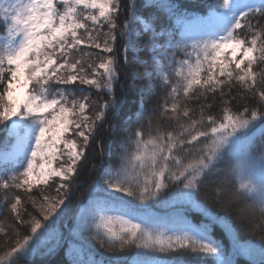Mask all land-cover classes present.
<instances>
[{
  "label": "snow or ice",
  "instance_id": "snow-or-ice-1",
  "mask_svg": "<svg viewBox=\"0 0 264 264\" xmlns=\"http://www.w3.org/2000/svg\"><path fill=\"white\" fill-rule=\"evenodd\" d=\"M120 7V0H0V126L8 134L0 149V163L4 165L0 167V191L5 192L0 207L8 203L10 189L31 193L34 187H48L50 181L59 178L56 196L41 191L40 200L29 197L37 214L29 213L27 220L21 216V197L12 194L10 210L21 225L28 227L29 234L21 238L19 230H15L14 246L0 254V264H18L20 259L36 254L45 243L71 202L70 182L84 148L90 138H95L97 125L104 121L107 111L119 109L114 89L119 79L115 55H108L95 67L89 65L91 78L81 60L70 62L73 51L84 46L86 40L94 42L92 46L102 52L113 53L118 27L119 35L126 41L125 62L131 50L144 67L146 83L141 95L154 87V77L158 78L174 101L170 107L165 104L163 111H171L176 124L168 131L157 127L155 134L149 128L147 138L137 128L132 133L133 150L127 153L121 168L114 174L106 171V189L146 203L174 181L182 185L178 194L192 197L217 164L229 156V175L235 180L231 200L247 202L241 211L258 206L264 218V112L259 108L233 111L224 107L217 118L205 115L202 108L198 119H190V110L184 108L181 112L179 104L181 96L188 98L197 90L200 94L219 91L223 96V86L233 80L252 91L257 80L253 67L264 63V29L256 19L264 18V0H259V4L219 0L211 6L207 18L193 22L185 17L190 28L181 41L163 29L158 31L151 18L139 15L135 0H129L130 15L118 26ZM168 7L179 12L174 5ZM254 19L256 24L252 23ZM137 23L143 26L142 31L151 32L147 59L140 57L143 49L132 41V36L140 31L135 28ZM105 25L108 32L101 44L97 30ZM179 53H183V58L177 59ZM77 82L108 94L94 116L86 114L89 105L83 101L88 97L69 99L74 97V90L61 87ZM258 96L264 102V91H259ZM181 116L189 118V122H181ZM73 134L82 138L79 150L77 140L70 138ZM257 136L261 138L259 155L253 151ZM65 156L67 163L57 167V161H63ZM257 164L258 179H254ZM134 208L123 197L89 200L83 206L95 239L112 254L111 264H121L122 255L129 249L134 264H178L174 258L178 252L212 257L215 264H235L234 259L225 257L221 242L208 225L197 226L183 220L166 232L150 226ZM0 233L6 234L3 226ZM261 240L264 255V237ZM88 264L98 262L91 259Z\"/></svg>",
  "mask_w": 264,
  "mask_h": 264
},
{
  "label": "trees",
  "instance_id": "trees-1",
  "mask_svg": "<svg viewBox=\"0 0 264 264\" xmlns=\"http://www.w3.org/2000/svg\"><path fill=\"white\" fill-rule=\"evenodd\" d=\"M151 0H135L137 13L144 18L154 20L157 30H160L164 22L163 15L155 9L150 3ZM120 11L117 14V25L122 26L123 22L130 15L129 0H120ZM204 0L190 1L186 4H180L182 11L186 14L193 13L195 17L202 19L204 15H210V8L206 6ZM157 10V11H156ZM187 16V15H186ZM259 27L264 29V18L257 17ZM256 19L252 20L256 24ZM89 23V22H86ZM242 25L244 21H241ZM90 24V23H89ZM175 29L176 38L181 41V36H185L189 28L186 26L177 27L172 23ZM138 34L132 36L134 45L143 50L140 52V57L149 58L148 38L151 36L150 31H142L139 23L135 25ZM98 41L102 44L104 33L108 32V27L105 25L103 29H98ZM116 41L112 45L114 52L109 54L102 52L101 49H96L94 42L86 40L85 46H80L79 51L74 52L75 59L81 60L85 67L88 76L91 78L92 70L89 65L95 67L102 59L108 55H115L117 58V72L119 79L114 84V89L118 100L120 101L118 111L108 110L103 122L98 123L95 138H90L88 145L84 148V156L76 165V174L70 182V203L64 209L63 215L57 220L52 233L46 238L45 243L41 246L36 254L30 258H22L18 264H74L80 263L82 256L79 253H74L72 246L83 248V251H89L91 255L100 259L104 264H111V253L102 248L99 242L93 235L91 221L87 219L88 213L83 210L89 200H110L113 197H123L126 201H131L135 205L134 210L144 209L157 212L162 215L169 210L178 209L182 213H189L194 224L208 225L211 234L221 242L225 257L234 259L235 264H264V255L261 253V237H264V218L261 217L258 206L251 210L253 217L246 221L234 219V213L237 214V205L239 203L246 204V201H229L230 196L222 193V188L215 185L216 178L221 171L224 172V177L231 188L229 193L235 187V180L229 175V168L232 160L229 156H225L216 168L205 178L199 188L197 194L189 197L185 194H178V190H182V185L178 182L170 181L168 187L161 193L142 203L136 197H128L126 194L117 193L113 190L106 189L105 181L109 179L105 175L106 171L111 170L113 174L119 170L126 160L127 153L133 150L131 145L132 133L140 128L145 132V138L149 128L153 130L159 127L161 130H173L176 121L171 118L173 113L163 111L165 104L170 105L174 102L167 96L168 89L154 77V87L148 89L141 95L140 90L144 88L146 81L143 78L144 67L133 57L131 50L127 53V62L124 59L125 39L119 35V27L116 30ZM243 35L244 32L242 31ZM85 33L81 32V36ZM97 36V32L92 33ZM183 58V53L177 55V59ZM253 72L256 74L257 80L252 91L246 90V87L238 81L233 80L231 83H225L223 86L224 95L220 92L200 94L196 93L190 97L179 98L180 111L184 108L190 110V119H198L200 111L203 108L205 115H214L217 118L221 115V109L230 107L233 111H240L244 107L259 108L264 112V102H261L258 96L259 91H264V63L258 62L253 67ZM139 73L140 78H137ZM221 79H224L221 77ZM83 91L79 94L82 99L88 97L85 103L89 105L86 109V114L94 116L99 111V105L109 98L105 91H97L94 86L82 85ZM229 101L224 104V101ZM211 105V107H207ZM142 114V115H141ZM139 121V123L137 122ZM181 122L188 123L189 118L181 116ZM2 128V126H0ZM0 133V139H1ZM74 134L72 135V137ZM77 140L78 149L82 146V138L74 136ZM261 138L257 136L253 141V151L256 155L260 152ZM259 165L257 164V175L254 179H258ZM218 180V179H215ZM59 179L55 178L50 182L48 187L35 188L31 193L14 190L16 195L21 197L22 219H29V213L37 214V210L33 208L29 202V197L41 199L40 192L43 191L49 196H56L55 191ZM67 183V182H66ZM207 186V189L205 188ZM219 189V190H218ZM108 190V192H106ZM187 190H183L186 192ZM12 200H8L11 204ZM83 205V206H82ZM4 208V207H3ZM183 210H182V209ZM195 208L198 212H195ZM9 208H4L1 213L0 209V226H3L5 233H0V254L8 248L14 246L17 239L15 230H19L20 237L29 234V229L26 225H21L15 218ZM7 213L6 217L4 216ZM85 217V219H82ZM152 226V225H150ZM153 227L168 231L169 227L156 225ZM168 234H171L170 232ZM63 240H66L65 246L62 247L57 254L49 257L47 254L52 252L53 248L59 245ZM69 241V242H68ZM85 255V254H84ZM45 258V259H44ZM178 264H215V259L202 254H193L187 252H178L174 257ZM132 250H126L122 255L121 264H134ZM84 264V263H82Z\"/></svg>",
  "mask_w": 264,
  "mask_h": 264
},
{
  "label": "rangeland",
  "instance_id": "rangeland-1",
  "mask_svg": "<svg viewBox=\"0 0 264 264\" xmlns=\"http://www.w3.org/2000/svg\"><path fill=\"white\" fill-rule=\"evenodd\" d=\"M58 162H59V160L56 163V166L57 167L62 163L61 162L60 164H58ZM223 175H224V172L221 171V173L219 175H216V178L215 179H218V180L212 179V181H216L215 185H219V187L223 189L222 190V193H224L225 195L228 196V194L230 195L229 191H230L231 188L229 187V184H228L227 180L225 179V177ZM205 188L207 189V186ZM34 189L35 188H33V190ZM8 192H9L8 195H10L9 196V200H12L11 199V196H12L11 195V189L8 190ZM1 194H5V192L4 191H0V196H1ZM227 198L229 199V201H231V196H228ZM244 206L245 205L244 204H241V203H239L237 205L238 212H237V214L234 213V219L236 221L239 220V219H242V220L246 221V219H250L251 217H253V214H252L251 211H241L244 208ZM7 207L9 208L8 209L9 212H11V210H10V204L7 203L5 205V208H7ZM6 215H7V213L4 216L6 217Z\"/></svg>",
  "mask_w": 264,
  "mask_h": 264
}]
</instances>
